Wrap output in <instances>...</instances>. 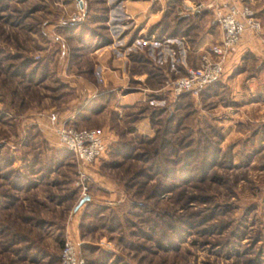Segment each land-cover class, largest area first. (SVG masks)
I'll use <instances>...</instances> for the list:
<instances>
[{
	"label": "rangeland",
	"instance_id": "1",
	"mask_svg": "<svg viewBox=\"0 0 264 264\" xmlns=\"http://www.w3.org/2000/svg\"><path fill=\"white\" fill-rule=\"evenodd\" d=\"M99 1L80 0L83 20L72 24L76 0H0V264H58L65 238L86 264H264V142L260 134L248 141L256 123L235 117L226 125L238 105L224 88L176 101L167 79L147 99L116 110L109 93L77 105L56 65L46 67L62 57L67 72L83 76ZM246 3L264 30V0ZM160 81L146 77L144 85ZM72 104L71 122L55 126L108 123L104 154L88 165L36 120L48 107ZM146 105L164 109L152 114ZM230 126L249 136H227ZM139 136L155 140L138 145ZM124 147L139 159L109 165L120 161L111 152ZM153 148L159 153L151 156ZM83 194L92 201L73 211Z\"/></svg>",
	"mask_w": 264,
	"mask_h": 264
},
{
	"label": "crops",
	"instance_id": "2",
	"mask_svg": "<svg viewBox=\"0 0 264 264\" xmlns=\"http://www.w3.org/2000/svg\"><path fill=\"white\" fill-rule=\"evenodd\" d=\"M223 1L225 0H100V12L104 11L106 14L105 31L102 32L103 38L106 39L104 43L94 46L91 44L93 50L87 60L90 67L84 71L83 76L80 73L78 74L81 77L72 76L67 72L66 62H62V57L46 60V67L56 65V77H60L63 84H71L73 91L78 93L80 103L76 102L77 105H83L95 96L109 93L116 96V101L112 104L113 109L122 110L137 101L147 99L146 91L158 90L167 79L179 77L183 75L186 67L198 64L199 55L217 41L219 31L216 26L210 25L211 10L188 11L185 8L197 3L208 6ZM82 5L87 9L85 2ZM100 12L92 11L94 19L101 16ZM87 26L91 27L89 24ZM96 31L94 35H89L92 43L95 42V37L100 35L98 30ZM86 37L87 33L83 35L84 42ZM59 47V55H63L64 46L61 44ZM249 58L252 59L251 62ZM134 68L140 70L135 72ZM145 68H148V71ZM222 72L208 89L218 84L225 89L228 98L237 103L238 106L231 108L236 111L234 119H229L226 125L230 122L234 125L237 122L235 117L256 123L259 131L252 130V138L248 141L256 142L260 134L259 141L262 145L264 49L256 43L249 45L243 41L236 53L225 61ZM152 76L160 77L161 81L149 89L144 85V79ZM76 104L60 109L48 107L39 113L41 117L36 120L48 124L50 131H53L55 125H60L58 122L61 120L71 122L77 112L74 107ZM107 125L105 122L97 130L105 145L108 139ZM230 127L227 136H249L247 131L238 132L233 126ZM88 201H92L91 198L85 202ZM69 218L67 229L72 237L76 238V217L70 214Z\"/></svg>",
	"mask_w": 264,
	"mask_h": 264
},
{
	"label": "built area",
	"instance_id": "3",
	"mask_svg": "<svg viewBox=\"0 0 264 264\" xmlns=\"http://www.w3.org/2000/svg\"><path fill=\"white\" fill-rule=\"evenodd\" d=\"M185 9L188 11L211 10L210 25L216 26L219 31L217 41L199 55L196 66L186 67L183 75L165 84L173 96L187 93L196 97L200 90L223 74L225 61L236 53L243 41L249 45L256 43L264 49V32L254 10L249 7L246 0H225L208 6L197 3L186 6ZM83 16L80 0H76L75 12L69 21L72 24L80 22ZM53 133L61 147L73 155L77 164H91L104 154L105 144L95 129H75L61 124L54 127ZM60 246L58 264H85L73 241L65 238Z\"/></svg>",
	"mask_w": 264,
	"mask_h": 264
},
{
	"label": "trees",
	"instance_id": "4",
	"mask_svg": "<svg viewBox=\"0 0 264 264\" xmlns=\"http://www.w3.org/2000/svg\"><path fill=\"white\" fill-rule=\"evenodd\" d=\"M86 13H88V7H87V9H86ZM105 18H106V14L104 13V11L103 12H101V16H99L98 18H96V20L94 21L95 22V28H92V31H94V33L96 32L97 33V31L96 30H98V33L100 34V35H98V36H96L95 37V42L93 43V45H96V44H101V43H104V41H105V37L103 38V35L100 33V31L101 32H104L105 31V29H104V20H105ZM99 19V20H98ZM89 24V23H88ZM88 24H86V25H84L86 28H88L89 26H87ZM93 33V34H94ZM92 34V33H91ZM91 34H89L90 36H91ZM101 38H103V40H101ZM100 39V40H99ZM209 86V85H208ZM208 86H206V87H204V89H202V90H200L199 91V94H202L206 89H208ZM198 94V95H199ZM184 95H188L187 93H183V94H181V95H179V96H177L176 98H175V100L177 101V100H179V98H181V97H183ZM92 103H94V102H92ZM146 107H147V109L153 114V113H156V112H160V111H162L164 108H162V107H156V106H150V105H146ZM90 107H88L87 105H86V108H83L80 112H79V114H78V116H84L83 114L84 113H81V112H86V110L87 109H89ZM77 128V127H76ZM158 138V137H157ZM156 138V139H157ZM154 140H155V138L152 140H148V139H144V138H142V137H140L139 136V139H138V145L139 144H147L148 145V143H153L154 142ZM161 140H162V138H160V141H159V143L157 144V147L156 148H159V147H162V144H163V142L164 141H162L161 142ZM146 142V143H145ZM116 145H118V144H116ZM119 146V145H118ZM115 148V147H114ZM156 148H153V150H152V153H150V155L151 156H154V155H157L158 153H159V151H157V149ZM172 154H174V153H172ZM113 155H115V157H117V158H120V161H109V165H112V166H114V167H118V166H120V164H124L126 161H131V160H136V159H139V157H138V155H136V154H131V152H130V148H128V147H124L123 149H121L120 148V150L119 149H114L112 152H111V154H110V156H112L113 157ZM122 162V163H121ZM122 164V165H123ZM172 187L168 190V192L167 193H171V191H172ZM147 238H150L149 237V235H145ZM105 254H107V252H104ZM85 264H86V260H85Z\"/></svg>",
	"mask_w": 264,
	"mask_h": 264
},
{
	"label": "water",
	"instance_id": "5",
	"mask_svg": "<svg viewBox=\"0 0 264 264\" xmlns=\"http://www.w3.org/2000/svg\"><path fill=\"white\" fill-rule=\"evenodd\" d=\"M85 201H87V196H83L79 199V202L77 203L76 206H74L73 210H76L77 208H79V206L84 203Z\"/></svg>",
	"mask_w": 264,
	"mask_h": 264
}]
</instances>
